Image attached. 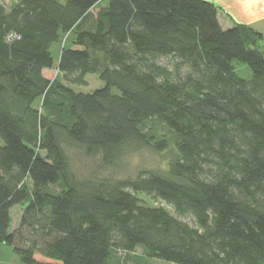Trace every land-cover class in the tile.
I'll return each mask as SVG.
<instances>
[{"label":"trees","instance_id":"16d2710c","mask_svg":"<svg viewBox=\"0 0 264 264\" xmlns=\"http://www.w3.org/2000/svg\"><path fill=\"white\" fill-rule=\"evenodd\" d=\"M104 1L0 0V247L21 264H127L138 249L264 264L262 35L223 29L204 0ZM89 75L104 87H71ZM74 150L105 168L145 150L167 164L82 177Z\"/></svg>","mask_w":264,"mask_h":264},{"label":"rangeland","instance_id":"374dc122","mask_svg":"<svg viewBox=\"0 0 264 264\" xmlns=\"http://www.w3.org/2000/svg\"><path fill=\"white\" fill-rule=\"evenodd\" d=\"M3 1L6 3L7 6H10L16 0H3ZM108 2L109 1L107 0L102 4V6L108 5ZM68 43L69 41H67V44ZM62 48L63 47L61 48L56 47L53 51L56 62L59 59V54ZM234 67L237 74L241 78L250 79L252 77V73L246 65L239 62H235ZM46 75L48 78H50V80H54L55 78H58L59 80L62 79L61 75L58 74L57 69L46 72ZM86 80H87V86L84 87L71 86V87L75 91L84 94L92 93L104 87V83L100 81L97 76L89 75L87 76ZM70 155L74 170L76 171L77 174H79L82 177H89L92 174H96L99 177H111L113 179L124 180L127 178L136 177L139 171L142 169H160L166 167L167 164L166 155H158L149 150H145L126 157L125 159L122 160V162L117 168H105L103 167L104 165L102 164L100 158H89L79 151L74 150L73 152H71ZM141 198L146 200L152 206L166 207V204H164L163 202H154L144 195H141ZM23 212H24L23 206H18L13 209L12 212L13 230L19 226ZM5 248L9 249L10 252L13 254L12 249L8 247ZM2 252H5V250L0 251L1 253L0 260L4 263L8 261L9 257L4 256ZM118 257L123 259V257L126 256L123 253H119ZM127 258H129V256H127ZM135 258L137 259L140 258L144 261V262L138 261L139 264H173L161 260L147 259L144 257V253L141 249H138L135 253L130 255L129 263L127 264H137Z\"/></svg>","mask_w":264,"mask_h":264},{"label":"crops","instance_id":"0c3cea01","mask_svg":"<svg viewBox=\"0 0 264 264\" xmlns=\"http://www.w3.org/2000/svg\"><path fill=\"white\" fill-rule=\"evenodd\" d=\"M106 1V0H105ZM104 1V2H105ZM219 9V21L225 30L235 25L246 26L263 37L261 50L264 53V0H204ZM4 256L9 257L7 262L0 264H21L19 259L4 246L0 247ZM1 256V253H0Z\"/></svg>","mask_w":264,"mask_h":264}]
</instances>
